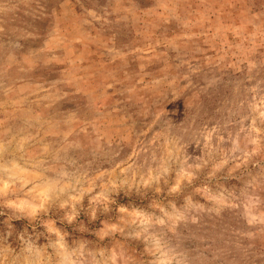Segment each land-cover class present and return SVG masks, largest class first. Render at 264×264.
I'll return each instance as SVG.
<instances>
[{
  "label": "rangeland",
  "instance_id": "rangeland-1",
  "mask_svg": "<svg viewBox=\"0 0 264 264\" xmlns=\"http://www.w3.org/2000/svg\"><path fill=\"white\" fill-rule=\"evenodd\" d=\"M0 264H264V0H0Z\"/></svg>",
  "mask_w": 264,
  "mask_h": 264
}]
</instances>
